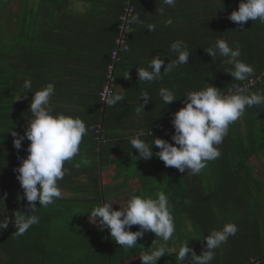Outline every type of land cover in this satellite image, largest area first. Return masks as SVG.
Here are the masks:
<instances>
[{
    "label": "trees",
    "instance_id": "obj_1",
    "mask_svg": "<svg viewBox=\"0 0 264 264\" xmlns=\"http://www.w3.org/2000/svg\"><path fill=\"white\" fill-rule=\"evenodd\" d=\"M240 2L177 0L171 7L163 0H0V221L9 220L7 229L0 230V264H141L145 251L161 246L160 238L148 231L134 248L126 249L108 229L89 220L94 207L122 192L127 194L123 206L132 195L155 198V193L164 192L169 199L176 231L167 247L177 251L157 264H189L178 259L179 248L188 242L196 255L202 254L204 237L226 223H234L238 231L215 250L211 264H264V171L254 161H264V104L246 108L229 126L218 146L220 157L197 175L166 167L155 155L160 149L154 144V155L140 159L130 143L140 132L149 143L154 138L174 143L172 120L185 106L187 91L210 84L226 95L260 78L244 94H264V23L248 21L241 29L230 21L228 16ZM14 3L16 10L11 8ZM127 10L130 17L123 21ZM132 16L140 22L130 23ZM169 19L171 24L166 23ZM149 25L155 30L149 31ZM125 27L124 45L118 50L116 41ZM217 39L240 48L239 59L254 69L251 77L233 80L227 74L233 69L227 58L207 54ZM178 40L191 53L188 64L156 81H139L137 69L151 70L154 56L165 60V66L177 59L171 44ZM112 65V95L123 97L115 106L101 100ZM26 79L31 80L32 92L23 88ZM49 83L55 85L51 114L79 117L88 135L79 155L65 162L68 175L58 182L62 198L46 208L37 201L32 213L15 171L29 155L30 141L23 140L17 150L13 141L18 136L12 133L24 135L32 119V97ZM160 88L172 90L177 100L165 105ZM143 92L151 100L142 110ZM105 173L125 183L106 185ZM128 183L137 187H123ZM18 212L39 217L19 236L14 226ZM138 230V225L130 229Z\"/></svg>",
    "mask_w": 264,
    "mask_h": 264
},
{
    "label": "clouds",
    "instance_id": "obj_2",
    "mask_svg": "<svg viewBox=\"0 0 264 264\" xmlns=\"http://www.w3.org/2000/svg\"><path fill=\"white\" fill-rule=\"evenodd\" d=\"M176 2L177 0H163L164 4L171 7H174ZM159 11L163 15L164 9L161 8ZM228 19L239 24L241 29L248 21L259 20L264 23V0H241L238 10L231 12ZM129 22L140 21L138 16H132ZM166 23L171 24L172 21L169 19ZM148 30L154 31L155 25H149ZM171 50L177 54L176 60L168 62L165 66V60L154 56L149 63L151 70L137 69L139 81H156L179 65L188 64L191 53L183 41L173 42ZM205 51L212 58L217 56L227 58L225 62L233 66L227 74L233 80L245 81L254 74L253 67L239 59L240 48L230 47L224 39H217L214 47ZM162 66L163 72H161ZM127 77L128 74L125 78ZM31 87V80L26 79L23 88L27 92H32ZM245 91L239 89L236 94L223 95L221 90L210 84L203 90L187 91L185 106L174 114L172 120L174 134L171 140L174 143L160 138H154L153 142L149 143L140 138L144 135L140 132L130 139L132 149L139 153L138 158L147 160L154 155L152 151L154 144L160 149L155 155L166 167H174L181 173L187 172L191 175L201 173L209 161L220 157L218 146L228 134L229 126L243 116L246 108L264 104V94H244ZM54 94L55 85L52 83L36 91L30 103L32 119L29 120L26 132L24 135L12 133L14 137L18 136L13 141L17 150L21 149L23 140L30 141L27 148L29 155L22 160L21 166L15 171L19 173L17 179L32 213L37 208L35 202L38 201L40 207L46 208L62 198L58 182L67 173L65 162L72 161L79 155L82 140L88 135V128L79 117L51 114V98ZM159 95L165 105L177 100L174 92L167 88H160ZM140 99L143 100V104H140L143 110L144 105L148 104L151 98L147 92H143ZM122 100L121 95L115 94L108 97L107 103L115 106ZM83 163L87 164L88 161L84 160ZM75 167H80V164L77 163ZM3 200L4 198H0V201ZM114 203L105 202L102 206L94 207L88 213L89 220L101 230L108 229L111 238L126 249L134 248L138 238H142L148 231L160 238L163 242L161 246L145 251L140 257L141 264H157L162 256L177 251L175 248L167 247L168 242L175 239L176 228L171 205L164 192L155 193V198L132 195L119 210H113ZM8 221V218L0 221V230L7 229ZM38 222L39 217L35 214H16L15 234L23 235ZM135 225H138L140 230L130 231ZM237 231L238 228L234 223H226L221 230H212L204 237L206 247L200 255H196L188 247V242H185L179 248L178 259L182 262L187 259L189 264H211L215 258V250L225 244Z\"/></svg>",
    "mask_w": 264,
    "mask_h": 264
},
{
    "label": "built area",
    "instance_id": "obj_3",
    "mask_svg": "<svg viewBox=\"0 0 264 264\" xmlns=\"http://www.w3.org/2000/svg\"><path fill=\"white\" fill-rule=\"evenodd\" d=\"M131 11L127 10L126 14L122 17L123 21H126L128 19V17H130ZM126 27L123 28L120 32V37L117 39L116 41V45L118 46V50H120V48L122 47V45H124V35L126 33ZM115 50V52H113V60L115 62L118 61V53L119 51ZM113 69H114V65L109 67V75H108V82L106 84V87L104 89V91L101 94V100L105 105H108L107 103V99L109 96L112 95V83L114 81V77H113ZM260 78L258 79H250L249 81L245 82L244 85L242 86H238L235 88H231L228 93L226 95H231V94H236L239 89H245L247 90L248 88L254 87L256 85L257 82H260ZM252 264H260V262L255 261V260H251Z\"/></svg>",
    "mask_w": 264,
    "mask_h": 264
},
{
    "label": "rangeland",
    "instance_id": "obj_4",
    "mask_svg": "<svg viewBox=\"0 0 264 264\" xmlns=\"http://www.w3.org/2000/svg\"><path fill=\"white\" fill-rule=\"evenodd\" d=\"M80 5H82V4H80ZM11 8H13V10H16L17 9V4L16 3H14V5H12L11 6ZM255 162H258V165H257V167L259 168V171L261 172V170L262 171H264V161L263 160H259V159H255L254 160ZM253 161V162H254ZM261 169V170H260ZM110 177V176H109ZM109 177H107V182L108 183H111V182H114L113 180H112V178H109ZM134 188V187H133ZM131 189H132V187H131ZM128 190V189H127ZM125 193L126 192H122V193H117L116 194V198H112V197H110L109 198V202H115L113 205H112V207H113V210H116L118 207H120V206H123V202L122 201H120L119 203H118V201L116 200L117 199V197H119L120 196V198H124L126 195H125ZM115 196V195H114Z\"/></svg>",
    "mask_w": 264,
    "mask_h": 264
},
{
    "label": "crops",
    "instance_id": "obj_5",
    "mask_svg": "<svg viewBox=\"0 0 264 264\" xmlns=\"http://www.w3.org/2000/svg\"><path fill=\"white\" fill-rule=\"evenodd\" d=\"M69 174L71 173V172H68ZM106 174V173H105ZM111 174V173H110ZM66 175H68V174H66ZM107 175H108V177H109V174H106V177H107ZM112 176H114V174H111ZM109 178H111V177H109ZM113 181H114V179H112ZM105 184L106 185H111V186H114V185H122V184H124L125 182L124 181H121V180H117V179H115V181L114 182H111V183H108L107 182V178H106V180H105ZM68 187H73V185H68ZM123 187H134V188H136L137 187V184H135V183H128V185L126 184V186H123ZM126 191V190H125ZM114 198H116V196L114 197ZM117 201H118V203L120 202V201H124L122 198H120V196L119 197H117V199H116Z\"/></svg>",
    "mask_w": 264,
    "mask_h": 264
}]
</instances>
